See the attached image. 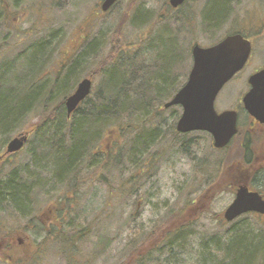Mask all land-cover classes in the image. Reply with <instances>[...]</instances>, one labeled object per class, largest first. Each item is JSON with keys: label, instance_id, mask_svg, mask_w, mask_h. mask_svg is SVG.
I'll use <instances>...</instances> for the list:
<instances>
[{"label": "rangeland", "instance_id": "374dc122", "mask_svg": "<svg viewBox=\"0 0 264 264\" xmlns=\"http://www.w3.org/2000/svg\"><path fill=\"white\" fill-rule=\"evenodd\" d=\"M169 1L121 0L109 12L103 13L102 0H25L20 9L8 10L9 24L6 19L4 22L0 21V49L2 46L18 48L12 52L6 50L5 56L7 61H10L25 49L28 53L32 45L42 40L49 42L48 49H55V63L44 67L47 70L40 74L38 80L44 78L51 86L55 72L67 57L82 49L80 47L88 38L90 43L92 42V59L89 61L91 66L82 71L79 80L90 78L93 92L97 94L103 89V74L109 69L106 67L99 76L100 66L112 60L116 50L123 49L122 52L125 53L121 54L115 65L131 78V89H140L145 93L144 89L149 85L147 76L141 74L146 72L145 67L148 66L150 79H153V72L159 77L150 82L154 87H151L152 92L148 90L149 94L155 97L158 93L155 88L162 85L159 80L166 79L171 85L173 82L174 90L168 88L165 92L170 89L168 95L173 97L186 83L193 67L189 51L195 44L207 48L219 43L228 35L240 33L253 42V56L246 68L225 86L216 104L217 110L221 112L232 109L240 101L247 79L254 72L264 68V0H234L230 2L231 11L227 10V5L224 6V0H194L178 10L170 8ZM214 4L216 7H213ZM20 18L23 19L22 22ZM211 21L214 23H209ZM20 22L17 26L20 31L19 28L14 29L13 24ZM9 30H13L12 34ZM18 34L20 38L17 39ZM13 43L16 44L12 45ZM99 43H102L101 47ZM151 45L154 53L150 50ZM180 51L184 56L183 62L172 65L174 55L178 56ZM3 53L1 51L0 56H3ZM132 60L143 66H139L140 76L135 74L136 80L132 79L133 75L127 74L131 70L128 65ZM21 62L17 64L20 65ZM154 63L155 68L151 67ZM94 72L98 75L93 79L91 74ZM121 80L122 74L115 68L113 72L107 73L105 88L111 91V85L114 83L119 86ZM79 82L68 92V96L56 97L54 100L62 102L72 96ZM88 99L91 103L96 102L97 96L92 93ZM160 99H153L149 106L153 116L150 126L157 127L168 139L151 150L156 159L151 163L152 166L144 173L129 171L124 166L129 172L112 170L106 175L112 189L106 185L107 180L104 178L100 183L87 185V191L77 188V191L86 193L83 204L87 209L83 207L81 210L82 218L78 211L73 213L71 221L76 219L80 223L77 227L79 230L83 224L98 222L101 224L98 228L101 231L100 236L109 238L110 246L107 247L108 242L106 244L105 240V244L96 249V239L92 234H80V238L73 245L68 246L54 238L48 249L44 248L40 252L36 244L43 238L26 231L31 222L28 221L29 218H22L21 213L4 205L0 207V264H129L130 252L139 246L142 264H204L203 247L211 245L210 250H215L213 242H219L233 227L234 222H226L224 214L235 199L237 186L244 183L245 173L247 172V176H254L257 172L255 180L254 176L247 180V183L251 182L255 184L256 189L261 187V191H264V130H252L246 164L243 135L225 149L217 150L213 146L212 138L205 133L186 136L175 134L181 109L173 107L167 110L165 105L171 100ZM160 104L159 114H153L156 106ZM40 116V113H34L29 117L26 127L20 128L10 136L0 134V154L15 137L25 134L29 139V128L39 122ZM25 129L29 130L24 131ZM106 143L107 140H104L103 146ZM102 148L101 146L100 149ZM26 153L21 150L14 157L8 156L7 160L13 164H25L30 160ZM4 160L0 162L1 180L7 179L5 176L11 168L8 163L4 164ZM85 176L86 174L82 177ZM253 180L257 183H253ZM126 182L127 186L123 185L121 188V184ZM118 188L122 191L118 192ZM50 200L53 203V195L49 198L41 197L36 213L47 216L49 210L46 207L52 206L48 203ZM180 210L184 212V217L188 216V219H182L180 222L190 226H187L177 239V245L173 250L161 246L150 257H145L148 250L142 251V244H153V247L159 245L163 238L160 240L159 234L162 231H157L158 228L166 224L164 228L170 229L171 213ZM101 213L104 217L100 222ZM92 214L93 216L88 218ZM47 217L43 216L41 220L49 219L53 230L68 234L67 220H53ZM244 219H247L249 225L246 226L247 232L262 236V218L248 215ZM154 229L156 237L148 240L147 235L154 232ZM136 252L139 251L135 250L132 256H135ZM211 253L220 255L216 251Z\"/></svg>", "mask_w": 264, "mask_h": 264}, {"label": "trees", "instance_id": "16d2710c", "mask_svg": "<svg viewBox=\"0 0 264 264\" xmlns=\"http://www.w3.org/2000/svg\"><path fill=\"white\" fill-rule=\"evenodd\" d=\"M23 1L25 0H0V21L3 20L4 22L6 19L9 24L8 10L10 8L17 9L20 4L23 6ZM233 1L224 0V6L229 7L227 10L231 11L230 2ZM213 7H216L215 4ZM209 23L213 24L214 21ZM91 46L92 42L88 47L89 58L85 60L84 54H81L73 62L68 63L63 71L57 70L54 75V83L51 86L44 81V78L38 80L40 74H44L47 70L44 67L55 63V49H48L49 42L42 40L32 45L28 49V53L26 50L10 61H7L4 56L0 58V134L10 136L20 128L26 127L31 115L34 113L41 115L39 122L29 128L31 134L24 150L30 157L29 162L25 164H13L8 160L4 162V164L8 163L11 168L5 176L6 180L0 179V207L8 205L17 213H21L22 218H29L28 221L31 222L26 231L28 233L33 232L37 237L43 238L41 242L36 244L37 248H40V252L44 248L48 249L54 238L65 242L68 246L73 245L80 238V234L84 236L92 234L91 236L96 239V249L102 247L105 240L106 244L108 242L107 247H109L111 240L100 236L101 231L98 228L101 224L98 222L86 223L79 230L77 227L80 223L76 219L71 221L73 213L78 211V215L82 218L81 210L83 207L87 209V206L83 204L86 193L77 191V188H84L87 191V185H93L95 182L100 183L104 178L108 181H106V185L112 189L113 187L106 175L114 169H117L118 172H121L120 170L122 172L132 170L141 173L146 172L152 166L151 163L156 161L151 150L168 139L166 134H163L157 127L150 126L153 116L149 106L155 98L171 100L173 97L168 95L170 89L168 92H165V89H173V82L171 85L166 79L159 80L162 85L157 89L155 88L158 93L152 97L148 90L152 92L151 87L154 86H151L150 82L159 77L153 70V79L151 80V77L148 76L150 72L147 66L145 67L146 72L141 74L147 76L149 85L144 89L145 93L141 92L140 89H131V78L127 77L115 65L121 58V54L125 53L122 52L123 49L116 50L113 59L100 66L99 76L106 67L109 69L103 74V89L97 94L93 90L91 92L97 96L96 102L91 103L88 97L71 116H68L65 107L66 99H63L62 102L54 100L56 97L65 98L66 95L68 96V92L80 81L82 71L88 70L91 66L88 65L92 59ZM101 46L102 43H99V47ZM149 47L154 53L153 45ZM182 54L180 51L178 56L174 55L171 64L182 63L184 59ZM190 54L191 51H189ZM19 62H21L20 65L17 64ZM65 65L62 64L61 67ZM139 66L141 65L136 61L129 62L128 69L131 70L127 74L133 75V80H136L135 74L140 76ZM153 66L155 68L156 63L151 64V67ZM141 67L143 68V66ZM115 68L121 72L122 80L119 86L113 83L111 91H108L105 88V78L107 73L113 72ZM96 75L98 73L94 72L91 77L94 79ZM53 106L55 108L51 109ZM160 111L161 104L156 106L153 114H159ZM175 134L186 136L177 131ZM104 140L108 142L105 146L102 144ZM101 146L104 150L100 149ZM181 146L184 147L183 144ZM10 157H14V155ZM88 171L90 172L88 173ZM84 174L86 176L82 177ZM127 183H122L121 188ZM117 190H119L118 192L122 191L119 188ZM80 194L84 195L81 196ZM50 195L54 196V201L53 203L51 200L48 201L52 206L46 207L49 210L46 214L53 220L62 218L67 220L68 234L53 230L48 222L49 219L47 221L41 220L43 216H47L36 213L37 203L41 197L49 198ZM183 213L182 210L171 213L170 229L164 228L166 224L158 228L157 231H162L159 234L160 240L163 238L159 245L153 247V244L149 246H143L145 243L142 244V251L148 250L145 257H150L161 246L173 250L177 245V239L181 237L185 228L190 226L180 222L182 219H188V216L184 217ZM252 215L254 217L259 216ZM92 216L93 214L88 218ZM102 217L104 215L101 213L100 222L103 220ZM244 217L234 221L233 227L219 239V242H213L215 250H210L209 246L211 245L209 244V246L203 247L204 264H264V233L262 232L261 236L254 232H247L246 226L249 225ZM153 231L147 235L148 240L156 237L155 229ZM140 247L134 248L130 252L129 264H142ZM135 250L139 252L132 256ZM211 251L213 253L216 251L220 255L215 256ZM221 255L222 259L220 260Z\"/></svg>", "mask_w": 264, "mask_h": 264}, {"label": "water", "instance_id": "95a60500", "mask_svg": "<svg viewBox=\"0 0 264 264\" xmlns=\"http://www.w3.org/2000/svg\"><path fill=\"white\" fill-rule=\"evenodd\" d=\"M119 0H104L102 11L107 12ZM188 0H170V5L177 9ZM252 52V44L240 34L226 37L223 41L209 48L195 45L192 49L193 68L184 87L165 105V108L181 106L183 113L177 123V131L182 134L203 131L209 133L214 140V147H226L238 133L237 113L215 110V100L232 78L246 65ZM249 84L251 90L244 99V105L253 118L264 124V69L253 75ZM92 89L90 79L83 80L76 92L67 99L68 115L87 99ZM28 136L15 137L7 146L6 155L20 152ZM247 213L264 215V199L258 192H251L240 187L233 203L226 210L224 217L233 222Z\"/></svg>", "mask_w": 264, "mask_h": 264}, {"label": "flooded vegetation", "instance_id": "af4514ba", "mask_svg": "<svg viewBox=\"0 0 264 264\" xmlns=\"http://www.w3.org/2000/svg\"><path fill=\"white\" fill-rule=\"evenodd\" d=\"M22 6V4H20L19 5V9H20V7ZM21 19V22H22V18H20ZM21 22L19 23V24H16V25H14L13 24V27H14V29L16 28V29H18L17 28V26L18 25H20L21 24ZM3 25H5V23L3 24ZM10 31V33L12 34V31L13 30H9ZM17 31V30H16ZM19 31H20V28H19ZM21 33V32H20ZM14 36V35H13ZM12 38V37H11ZM16 38L18 39V38H20V36H19V34L16 36ZM7 41H9V39H7ZM252 42V41H251ZM14 44H16V43H13L12 45H14ZM89 44H90V39H86L85 40V42L83 43V45L80 47V48H82V50H84L85 51V53H86V58L88 59L89 57H88V47H89ZM3 48H1L0 49V51H2V52H4L3 53V56L6 58V56H5V53H6V50H8L9 52H12V51H15V50H17L18 48H11V46H8L7 48H4V46H2ZM252 47H253V42H252ZM79 48V49H80ZM24 51H26V49L25 50H23V51H21V52H19L18 54H17V56H19V55H21L22 53H24ZM78 52V50L73 54V55H71V56H69V57H67L66 58V61H64V63L63 64H68V63H70V62H73L74 60H75V58H76V53ZM252 54H253V50H252ZM252 54H251V56H250V58L252 57ZM16 56V57H17ZM22 57V56H21ZM0 58H1V56H0ZM250 60V59H249ZM249 62V61H248ZM248 62H247V64H246V66L248 65ZM246 66L244 67V69L246 68ZM243 69V70H244ZM242 70V71H243ZM241 71V72H242ZM241 72H239L238 74H240ZM258 71H256V72H254V74L255 73H257ZM237 74V75H238ZM237 75H235V77L237 76ZM253 75V74H252ZM234 77V78H235ZM251 77V76H250ZM249 77V78H250ZM233 78V79H234ZM249 78L247 79V81H246V88H245V90H244V92H243V94H242V97H241V99H240V101L238 102V104L235 106V107H233L232 109H227V110H225V111H222V112H236L237 113V118H238V123H237V127H238V133H237V135L233 138V140L231 141V143L236 139V138H240L242 135H243V137H244V141H245V148H246V156H245V158H246V164H247V151H249L248 149H249V146H250V141H251V135H252V130H254L255 128H261V129H263L264 130V124H262V123H260L259 121H257L255 118H253L251 115H249V113L247 112V110H246V108H245V105H244V99H245V97H247V94L250 92V90H251V85H249ZM232 79V80H233ZM222 92V91H221ZM220 92V93H221ZM220 95V94H219ZM219 95H218V97H219ZM218 97H217V99H218ZM217 99H216V101H215V108H216V104H217ZM216 110H217V108H216ZM217 112L218 113H222L221 111H218L217 110ZM240 121H242V123H240ZM251 136V137H250ZM230 143V144H231ZM255 174H257V172L255 173ZM255 174H253L254 176H247V172L245 173V176H244V183L243 184H241L240 183V185H238L237 187L238 188H240V187H246V188H249L250 189V191H258L259 192V194L263 197V199H264V191H261V187H259L260 189H256L257 187L255 186V184H251V182H250V184H248L247 183V180H250L251 178H253L254 177V180H255V178H256V175ZM240 178V176L239 177H237V179H239ZM254 180L252 181L253 183H257L258 182V179H257V182H254ZM237 188V189H238ZM263 220H264V216H260ZM20 243H22V241L20 240L19 241Z\"/></svg>", "mask_w": 264, "mask_h": 264}, {"label": "bare ground", "instance_id": "6f19581e", "mask_svg": "<svg viewBox=\"0 0 264 264\" xmlns=\"http://www.w3.org/2000/svg\"><path fill=\"white\" fill-rule=\"evenodd\" d=\"M81 54H84V56H85V60L87 59L86 58V53L81 49L77 54H76V58L79 56V55H81ZM75 58V59H76ZM88 65H90L89 63H88ZM67 66V64L64 66V67H60L59 69H58V71H63L64 69H65V67ZM89 69V68H88Z\"/></svg>", "mask_w": 264, "mask_h": 264}]
</instances>
